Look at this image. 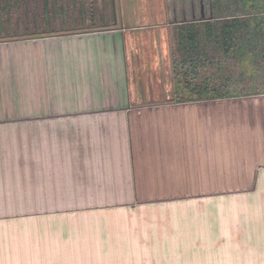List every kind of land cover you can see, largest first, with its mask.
I'll list each match as a JSON object with an SVG mask.
<instances>
[{"label": "crops", "instance_id": "0c3cea01", "mask_svg": "<svg viewBox=\"0 0 264 264\" xmlns=\"http://www.w3.org/2000/svg\"><path fill=\"white\" fill-rule=\"evenodd\" d=\"M106 2L0 0V264H264V95L181 102L198 3Z\"/></svg>", "mask_w": 264, "mask_h": 264}, {"label": "trees", "instance_id": "16d2710c", "mask_svg": "<svg viewBox=\"0 0 264 264\" xmlns=\"http://www.w3.org/2000/svg\"><path fill=\"white\" fill-rule=\"evenodd\" d=\"M193 1L189 17L171 23L174 96L204 102L264 95V0ZM106 3L114 16L113 0Z\"/></svg>", "mask_w": 264, "mask_h": 264}, {"label": "rangeland", "instance_id": "374dc122", "mask_svg": "<svg viewBox=\"0 0 264 264\" xmlns=\"http://www.w3.org/2000/svg\"><path fill=\"white\" fill-rule=\"evenodd\" d=\"M106 1V0H105ZM129 2V0H127V3ZM97 5V4H96ZM96 5H95V11L96 10H98V8L96 7ZM5 10H2L1 12H0V15L2 16V19H5L4 17H5V12H4ZM103 12L106 14L107 12H108V10L106 9V7H104V10H103ZM5 21V20H4Z\"/></svg>", "mask_w": 264, "mask_h": 264}]
</instances>
